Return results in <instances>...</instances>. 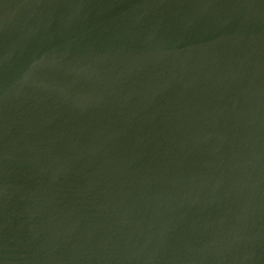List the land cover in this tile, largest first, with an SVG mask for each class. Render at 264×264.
I'll list each match as a JSON object with an SVG mask.
<instances>
[{
	"label": "water",
	"instance_id": "obj_1",
	"mask_svg": "<svg viewBox=\"0 0 264 264\" xmlns=\"http://www.w3.org/2000/svg\"><path fill=\"white\" fill-rule=\"evenodd\" d=\"M0 264H264V0H0Z\"/></svg>",
	"mask_w": 264,
	"mask_h": 264
}]
</instances>
